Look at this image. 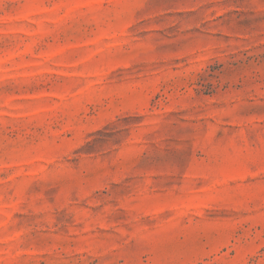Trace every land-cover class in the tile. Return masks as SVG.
Returning a JSON list of instances; mask_svg holds the SVG:
<instances>
[{
    "label": "rangeland",
    "instance_id": "1",
    "mask_svg": "<svg viewBox=\"0 0 264 264\" xmlns=\"http://www.w3.org/2000/svg\"><path fill=\"white\" fill-rule=\"evenodd\" d=\"M0 264H264V0H0Z\"/></svg>",
    "mask_w": 264,
    "mask_h": 264
}]
</instances>
